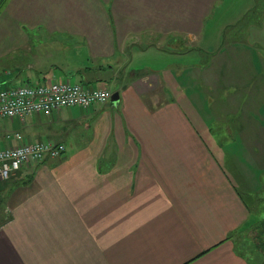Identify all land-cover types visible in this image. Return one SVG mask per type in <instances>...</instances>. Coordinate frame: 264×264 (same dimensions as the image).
Masks as SVG:
<instances>
[{"label": "crops", "instance_id": "0c3cea01", "mask_svg": "<svg viewBox=\"0 0 264 264\" xmlns=\"http://www.w3.org/2000/svg\"><path fill=\"white\" fill-rule=\"evenodd\" d=\"M238 1H251L227 25L240 34L204 67L184 64ZM256 1L9 0L5 82L119 98L11 120L0 149L20 132L66 153L23 166L0 193V264H254L241 235L264 214V54L241 35L264 43Z\"/></svg>", "mask_w": 264, "mask_h": 264}, {"label": "built area", "instance_id": "2783aa9c", "mask_svg": "<svg viewBox=\"0 0 264 264\" xmlns=\"http://www.w3.org/2000/svg\"><path fill=\"white\" fill-rule=\"evenodd\" d=\"M112 93L105 89L88 87L69 80H55L46 84H22L0 89V120L24 118L32 114L45 113L63 108H89L105 103ZM6 145L0 149V180H9L23 166L59 158L66 153V145L57 142H24L20 132L6 133Z\"/></svg>", "mask_w": 264, "mask_h": 264}, {"label": "rangeland", "instance_id": "374dc122", "mask_svg": "<svg viewBox=\"0 0 264 264\" xmlns=\"http://www.w3.org/2000/svg\"><path fill=\"white\" fill-rule=\"evenodd\" d=\"M247 2H251V1H247ZM247 2L238 1L235 6H232L231 9L225 8L223 10V13L222 14L219 13L214 18V20L210 23V25L207 27L208 32L205 33L202 39L195 38L191 40L190 41V51H189L190 55L187 57L186 55L184 56V59H183L184 64L185 62H187V59H188V62L191 68L194 67L197 63L200 66L203 65L202 67H204V64L209 61V58L211 56L218 55V53L221 51V49L225 45L226 40L233 38L235 36V32H237V34L238 33L240 34L242 30L236 31L238 27H234L230 25L227 26V25L231 22L236 23L242 17L246 9L244 7L245 3L249 4ZM6 5L0 2V19L2 18L0 20V26L1 25L2 26L13 25V18L11 14L7 13V15L5 14L4 15L5 17H3V13H4L3 11L5 10ZM257 5L261 9H264V0H257L255 2V6ZM256 35H258V33H256ZM256 35L245 32L241 35V37L242 38L248 37L249 39L253 38L254 40H256L254 41L256 43L255 50H256L257 55L260 56L264 54V43L261 45L259 41L260 38L257 37ZM13 36L14 34L11 32L5 33L4 29L0 30V89L13 88L21 84V82H18L17 80L14 81L13 83L11 81L5 82V80L7 79V75H5V70L9 69L10 67L9 65H11L13 62L12 61L13 58L11 54L6 55V51L9 50L8 44L10 42V39L13 38ZM252 41L250 40L251 43ZM171 54H174V52H172ZM161 59H159L158 65L162 64ZM167 63H170V61ZM217 63H218V60L214 63L215 64L214 66H216ZM212 68L213 66L211 67V69ZM204 70L206 71V69ZM17 128H18L17 122L13 123L9 119L0 120V137H2L3 132L5 130H7L8 132H11V131L16 130ZM10 179L6 181L0 180V190L4 189V187L7 185V182L10 181ZM4 192H5L4 190H3V193L0 192L1 196H3L2 197L3 199L4 197L7 199L8 196H5L6 194H4ZM0 201H2L1 197H0ZM4 207H5V204H0V215L2 214L5 215ZM262 216L263 217L255 216L256 223L252 231L244 235H241L242 240L244 238L243 247H245V249H247L248 251H253L255 255L253 256L254 264H264V214Z\"/></svg>", "mask_w": 264, "mask_h": 264}, {"label": "water", "instance_id": "95a60500", "mask_svg": "<svg viewBox=\"0 0 264 264\" xmlns=\"http://www.w3.org/2000/svg\"><path fill=\"white\" fill-rule=\"evenodd\" d=\"M118 98H119V97H118V94L115 93V94L112 95V98H111V99H112L113 101H117Z\"/></svg>", "mask_w": 264, "mask_h": 264}, {"label": "trees", "instance_id": "16d2710c", "mask_svg": "<svg viewBox=\"0 0 264 264\" xmlns=\"http://www.w3.org/2000/svg\"><path fill=\"white\" fill-rule=\"evenodd\" d=\"M0 2H2L3 4L6 5V4L9 2V0H0ZM11 179H12V178H11ZM11 179H10V180H11Z\"/></svg>", "mask_w": 264, "mask_h": 264}]
</instances>
